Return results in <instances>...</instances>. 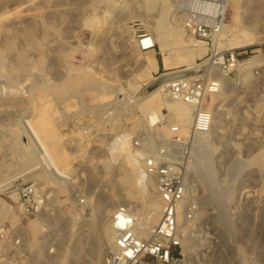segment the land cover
I'll use <instances>...</instances> for the list:
<instances>
[{
  "label": "rangeland",
  "instance_id": "1",
  "mask_svg": "<svg viewBox=\"0 0 264 264\" xmlns=\"http://www.w3.org/2000/svg\"><path fill=\"white\" fill-rule=\"evenodd\" d=\"M137 2L141 0H0V183L26 168L14 140L21 146L28 139L16 132L23 130L22 120L39 117L40 103L46 98L53 105L55 131L61 135L65 160L75 169L72 180L63 185L42 168L14 180L35 182L47 195L40 218L22 222L11 189L13 181L0 187V198L19 216L17 223L8 218L0 224L23 223L26 227L24 249L15 250L26 251L24 264H62L63 258L64 264H96L90 249L100 245L102 230L112 220L113 201L118 204L116 209L125 205L124 187L111 180L112 169L122 156L117 161L110 150L122 131L135 135L144 129L136 125L142 119L138 101L147 89L135 91L129 85L144 83L139 77L142 55L135 39L139 32L159 36L153 24L158 9L142 10ZM168 2L175 5V0ZM226 2L225 31L211 46L219 58L234 53L243 62L258 55L261 61L252 67L248 81L243 80L236 61L239 71L228 75L216 66L205 67L208 56L196 61L203 63L198 68L181 65L150 73L157 78L152 86L162 83L163 72L187 68L182 74L211 72L217 80H226L224 89L207 99L208 107L215 111L216 106L222 112L216 132L199 137L207 160L192 159L195 166L188 175L187 218L180 222L181 229L188 228L189 233L187 249L183 248L186 264H264V169L253 164V157L264 149V0L255 11L252 6L245 10V0ZM173 8L170 5L169 17ZM254 12L260 21L256 28L246 30L256 34V41L246 47L229 46V39L242 36L238 29L245 27L243 18ZM90 19L94 20L91 24ZM178 35L173 30L169 38L177 42ZM156 55L162 65L159 45ZM18 63L26 67L20 70ZM80 73H92L107 84V94L96 97L95 91L77 80ZM67 82L72 86L59 95V86ZM192 205L195 213L188 218ZM143 211L141 207L140 213ZM34 219L42 224L39 232L30 227ZM21 256L17 253L15 258ZM104 257L97 258V264H104Z\"/></svg>",
  "mask_w": 264,
  "mask_h": 264
},
{
  "label": "built area",
  "instance_id": "2",
  "mask_svg": "<svg viewBox=\"0 0 264 264\" xmlns=\"http://www.w3.org/2000/svg\"><path fill=\"white\" fill-rule=\"evenodd\" d=\"M226 7V0H175L173 17L181 23L183 32L191 40L211 46L222 33ZM136 37L140 52L158 47L155 37L149 33L139 32ZM217 55L214 49L209 50L205 55L208 56L205 67L216 66L227 75L233 70L239 71L235 61L240 59L234 53H223L222 60ZM210 73L183 76L175 71L161 74L163 80H167L162 83L161 93L193 106V120L186 134L181 132L179 125L173 124L169 126V135L164 136L157 132L163 121H157L132 135L133 149L141 152L144 176L155 181L163 205L162 216L152 227L149 237L140 238L136 234V217L125 205L119 206L113 215L115 245L106 252L104 264H185L178 205L188 192L195 139L209 133L213 125L214 113L207 106V99L220 93L221 86ZM111 116L112 112L107 118L110 120ZM85 122L89 124L88 120ZM11 189L17 196L14 202L22 222L45 210L47 195L39 184L13 181ZM195 209L196 206L192 205L187 212L188 218L193 217ZM25 238L23 223L17 226L0 224V264H24L22 258L26 251L15 250L24 249ZM17 253L22 254L18 260L15 258Z\"/></svg>",
  "mask_w": 264,
  "mask_h": 264
},
{
  "label": "bare ground",
  "instance_id": "3",
  "mask_svg": "<svg viewBox=\"0 0 264 264\" xmlns=\"http://www.w3.org/2000/svg\"><path fill=\"white\" fill-rule=\"evenodd\" d=\"M137 4L142 10H144L145 8L149 10L154 8L158 9V12L156 14L158 15V17L156 18L153 24L159 34L158 37H155V41L160 47V52L163 54V68L170 69L174 67H179L181 65L192 66L194 64L195 66L192 68H198L203 63H206L208 61L205 60L202 64L196 63L198 59L203 58L205 56L208 50L212 49V46H208L204 42H194L188 36H185L183 34V29H181V23L173 17V14H171L170 17L168 16L171 10L170 5L174 6V4L169 3L168 0H141V2H137ZM259 4L260 0H245V2L243 3V7L245 8V10L249 11L248 9L251 6L254 10ZM243 19V24L245 27H241L238 29L239 32H242V36H236L232 39H229L228 45L232 46V48L246 47L255 42L257 39L256 34L252 33V31L249 32L246 30L251 27L256 28L259 20L256 17V13L255 15L245 16V18ZM89 21L90 24L94 22V20L91 19ZM225 27L226 26L223 24V32L225 31ZM173 30L180 33V35H178L180 40L177 42H174L169 38V33ZM222 42H220V45H223ZM139 54L142 55V70L139 77L144 78V83H140L141 81H139L140 85H137L135 83L129 85L130 88H135V91L141 90L144 86L147 90L145 89L146 94L142 96L138 101V108L142 111V119L140 122H138V125H136V127L143 126L145 129L148 127L149 124L152 125L157 121H163L162 124L157 127L158 133L164 136H168L169 126L176 124L181 127V132L183 134H186L193 120V106L184 101L164 96L161 93V86H163L162 83H165V81L167 80H163L162 83L158 84L157 86H152L157 78L154 75L150 77V73L152 71L158 72L159 67L156 50L152 49L148 51H139ZM219 59L222 60V58ZM260 61L261 58L257 55L245 59L243 62H236L238 66L241 65L240 68L241 70H243V80H249L252 67L260 63ZM18 64L19 67L17 68H19L20 70L26 67L23 66V63ZM20 70L18 72H20ZM27 70H24L22 72H26ZM186 70H188V68L179 70L178 72L181 73V75L185 76L182 73ZM77 80L87 86L88 89L95 91L94 93H96V97H100L101 95L105 96L107 94L105 90L106 88H108V85L103 83L100 79H97V77L92 73H80L79 75H77ZM217 81L223 90L226 85L225 78L219 77ZM71 86V82H67L59 86V89L57 90L58 94H65ZM51 106L53 107V105L46 98V100L40 103L38 110L41 112L39 113V117H37L36 120L34 118L22 120L23 126L21 129L23 130H17L16 134L18 136L21 134H25L28 140L24 142L21 146H18L19 140L15 139L14 145L15 148L20 152L22 157L21 160L26 165V168L22 171H19L18 174L16 173L17 175H15L14 177L6 178L2 183H0V187L10 185V183H12V181H14L16 178L33 172L39 168H42L43 171L49 174V176L53 180H55L56 183H59L61 185L72 180L71 172H73L75 169L73 168V166L69 167V163L65 160V148L62 143L61 135L57 131H55L54 117H52L53 108ZM214 110V120L212 128L210 130L211 133L216 132L218 127L217 118L219 115L222 114L220 109H217L216 106L214 107ZM122 132L123 133H119L117 135L114 141L115 146L110 150V153H112L116 157L117 161L120 159L119 157L122 156L120 162H118L117 165H115V167H113L112 169L113 171L111 180L117 182L119 185L124 187L122 202L125 203V206L129 208L131 213L137 219L136 234L140 238H147L150 235L152 227L156 225L161 219L163 205L160 196L156 192L154 179L144 176L143 161L140 159L141 152H136L133 149L131 139L132 133L130 131ZM210 132L196 137L195 144L192 149L193 159H196L201 162L203 159L207 160L205 149L201 146L199 137L208 135L210 134ZM17 135L15 136V138L17 137ZM198 142L199 145L197 148L196 145ZM119 146L122 147L121 150L119 149ZM213 147H215V145ZM249 162L251 164V158H249ZM39 163L41 165L40 167L38 166ZM253 164L258 165V167L261 169H264V149L256 153L255 157H253ZM193 165L195 166V164L192 163L190 165V168H192ZM203 167L205 175L207 177H210V171L207 166L203 165ZM67 168L70 170L66 171L68 170ZM150 187H152L153 192L151 191ZM190 194L191 185L189 184L188 192L185 198L180 201L178 205L177 217L179 224L182 220L186 221L187 216L185 214V210L188 195ZM15 198H17V196H15ZM139 198H145V200L139 201ZM113 204L115 208L112 209V213L118 209H116V206H118V204H116L114 201ZM141 207L144 209L142 213H140ZM39 215L37 216L40 218ZM8 218L11 219L12 223L14 224L17 223L19 216L16 210L13 212V210H11V208L9 207V204L5 200L0 198V221H4ZM41 225L38 220L35 219L30 222V227L34 232H39L41 230ZM186 229L188 228H184L182 230L180 225V231L182 235V246L184 249H187L186 241L187 237L189 236V233ZM102 232L103 236H101L102 238L100 240V245H98L97 247L92 246L90 249L92 259L96 262V264L99 262V260H102L101 257L103 255L105 256V253L108 250L114 248L116 231L113 225V217L111 222L105 227L104 231L102 230ZM97 258H99V260ZM64 260L65 258H63L60 263L64 264ZM186 260L187 258L185 259V264ZM28 264L31 263L29 262Z\"/></svg>",
  "mask_w": 264,
  "mask_h": 264
},
{
  "label": "crops",
  "instance_id": "4",
  "mask_svg": "<svg viewBox=\"0 0 264 264\" xmlns=\"http://www.w3.org/2000/svg\"><path fill=\"white\" fill-rule=\"evenodd\" d=\"M159 67H158V70L160 71V70H162V71H167L168 69H165V68H163V65H161L160 63H159V65H158ZM163 73H169V72H163Z\"/></svg>",
  "mask_w": 264,
  "mask_h": 264
}]
</instances>
